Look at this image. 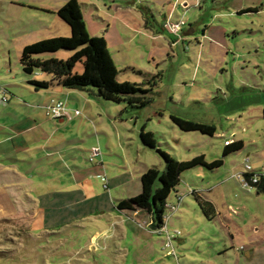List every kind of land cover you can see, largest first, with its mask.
Segmentation results:
<instances>
[{
    "label": "rangeland",
    "instance_id": "obj_1",
    "mask_svg": "<svg viewBox=\"0 0 264 264\" xmlns=\"http://www.w3.org/2000/svg\"><path fill=\"white\" fill-rule=\"evenodd\" d=\"M65 1L0 0V264H264V191L242 175L247 165L264 173V0H77L117 80L150 87L145 106L26 82L47 73L23 72L21 48L69 35L56 13ZM50 97L63 101L61 120L45 114ZM171 114L216 131L182 130ZM142 127L178 160L223 158L181 172L160 229L136 200L141 175L164 164ZM238 139L242 149L222 156ZM192 191L212 203V219Z\"/></svg>",
    "mask_w": 264,
    "mask_h": 264
},
{
    "label": "trees",
    "instance_id": "obj_2",
    "mask_svg": "<svg viewBox=\"0 0 264 264\" xmlns=\"http://www.w3.org/2000/svg\"><path fill=\"white\" fill-rule=\"evenodd\" d=\"M56 13L69 26V35L44 38L34 43H28L21 48L19 64L23 72L33 75L38 70L52 75L50 81L28 80L35 89L48 88L52 82H56L65 88H75L94 93L101 99L110 100L114 103L126 102L130 106L148 104L150 87L144 88L138 83H131L128 80H117L118 70L108 51L107 42L102 36L88 33L77 0L65 1L56 10ZM63 47L64 49H74L73 53L66 59L34 56L44 51L51 52ZM78 61L83 64L81 72L73 71V67ZM170 118L182 130L199 131L209 136L216 131L214 125L205 122L178 117L176 114H171ZM139 138L143 145L154 148L164 162L162 170L152 166L141 175V194L136 197L137 203L148 210L151 216L150 225L160 229L164 225L165 197L180 181L181 172L196 165L214 169L223 164V158L219 157L207 161L204 154H198L193 158L178 160L157 147V141L152 131H145L142 127L139 131ZM242 147V140L230 141L224 145L222 156L242 149ZM253 174L256 173L249 170L242 173L243 178L254 186L258 193L263 192L264 173L256 174L257 182H251L250 177ZM192 194L195 195V200L206 218L212 219L215 214L212 203L194 191Z\"/></svg>",
    "mask_w": 264,
    "mask_h": 264
},
{
    "label": "crops",
    "instance_id": "obj_3",
    "mask_svg": "<svg viewBox=\"0 0 264 264\" xmlns=\"http://www.w3.org/2000/svg\"><path fill=\"white\" fill-rule=\"evenodd\" d=\"M43 72H41V71H38V70H36L34 73H33V75L32 76H40L41 74H42ZM44 73H47V72H44ZM48 74V73H47ZM47 74H45V76H41V79L40 78H36V77H29L28 79H27V81L26 82H28V80H30V79H39V80H52V75L51 74H48V76H47ZM28 84H30L31 85V83L30 82H28ZM32 86V85H31ZM53 86H55V88H58V89H61V91H66L65 89H69V90H72V91H68V92H74L73 90H78L79 92H86V91H84V90H79V89H75V88H65V87H63L62 85H60V84H58V83H56V82H52L49 86H48V88L46 87V88H40V89H49L50 87H53ZM40 89H35L34 88V90L35 91H37V92H39V90ZM63 89V90H62ZM68 92H65V94H70V93H68ZM51 99H50V101H49V103L47 104V105H45V108L51 103V101L52 100H59V99H56V98H53V97H50ZM45 114H46V112H45ZM47 116V115H46ZM47 117H49V116H47ZM50 118H53V117H50ZM56 118H58L59 120H61L62 119V117H56ZM36 126V124H28L26 127H24V128H20L18 131H17V133H16V135H23L25 132H29V131H31L34 127ZM6 138V140H9L10 138L8 137V136H6L5 137ZM27 141L30 143V141L33 143L34 141H36L34 138H32V139H27ZM31 143V144H32ZM12 158V157H11ZM4 159H6V163H4V165H3V170L4 171H12V169H11V164H9L8 163V161H9V157H5ZM13 160H15V159H13ZM13 172V171H12ZM15 174H17L18 175V177H20L21 175L18 173V172H16ZM22 177V176H21ZM33 202H35L36 204H37V206H40L41 205V201H39V200H32Z\"/></svg>",
    "mask_w": 264,
    "mask_h": 264
},
{
    "label": "built area",
    "instance_id": "obj_4",
    "mask_svg": "<svg viewBox=\"0 0 264 264\" xmlns=\"http://www.w3.org/2000/svg\"><path fill=\"white\" fill-rule=\"evenodd\" d=\"M183 22L182 21H178V22H175L174 24H172V28H173V31H177L179 28H180V25L182 24ZM77 112V111H76ZM67 112L65 111V107L63 105V101L62 100H52L51 103L46 107V115L49 116V117H53V118H56V117H64L65 114ZM230 141L229 140H225V144L229 143ZM250 166L247 165L245 167L246 171H248V168ZM244 184L246 185H250V183L248 181H246L244 178ZM250 180L251 182H257L258 180V177L256 176V174H253L251 177H250Z\"/></svg>",
    "mask_w": 264,
    "mask_h": 264
}]
</instances>
